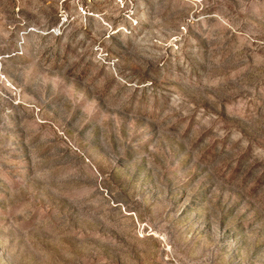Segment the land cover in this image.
I'll use <instances>...</instances> for the list:
<instances>
[{"label":"rangeland","instance_id":"374dc122","mask_svg":"<svg viewBox=\"0 0 264 264\" xmlns=\"http://www.w3.org/2000/svg\"><path fill=\"white\" fill-rule=\"evenodd\" d=\"M0 264H264V0H0Z\"/></svg>","mask_w":264,"mask_h":264}]
</instances>
